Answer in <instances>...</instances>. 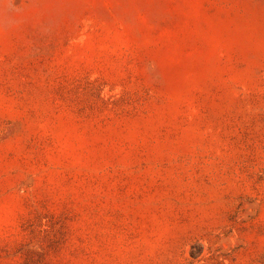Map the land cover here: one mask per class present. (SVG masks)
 I'll list each match as a JSON object with an SVG mask.
<instances>
[{"label":"rangeland","instance_id":"1","mask_svg":"<svg viewBox=\"0 0 264 264\" xmlns=\"http://www.w3.org/2000/svg\"><path fill=\"white\" fill-rule=\"evenodd\" d=\"M0 264H264V0H0Z\"/></svg>","mask_w":264,"mask_h":264}]
</instances>
